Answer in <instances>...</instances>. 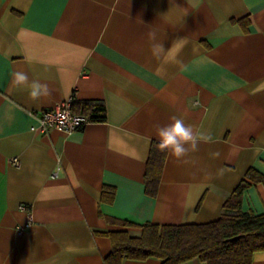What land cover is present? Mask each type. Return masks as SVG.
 <instances>
[{
	"label": "crops",
	"instance_id": "0c3cea01",
	"mask_svg": "<svg viewBox=\"0 0 264 264\" xmlns=\"http://www.w3.org/2000/svg\"><path fill=\"white\" fill-rule=\"evenodd\" d=\"M17 71L51 96L33 101ZM71 93L101 101L106 119L33 130ZM173 116L214 142L187 163L166 150L152 197L150 148ZM249 168L264 175V0H0V264H103L111 241L100 232L216 220ZM241 206L264 213V182L243 190Z\"/></svg>",
	"mask_w": 264,
	"mask_h": 264
},
{
	"label": "trees",
	"instance_id": "16d2710c",
	"mask_svg": "<svg viewBox=\"0 0 264 264\" xmlns=\"http://www.w3.org/2000/svg\"><path fill=\"white\" fill-rule=\"evenodd\" d=\"M246 29V28H245ZM74 112L89 122L106 119L104 104L98 100H78L72 103ZM166 151L153 142L145 171V192L156 196ZM264 182L261 175L249 168L246 177L228 196L221 216L206 223L134 224L120 221L125 229L100 232L110 238L111 252L103 264H121L125 259H161V264H182L199 260L205 264H252L253 255L264 251V213L255 214L242 209L243 190L251 182ZM115 189L103 186L102 201L111 203ZM128 228H138L131 234Z\"/></svg>",
	"mask_w": 264,
	"mask_h": 264
},
{
	"label": "clouds",
	"instance_id": "9594fccd",
	"mask_svg": "<svg viewBox=\"0 0 264 264\" xmlns=\"http://www.w3.org/2000/svg\"><path fill=\"white\" fill-rule=\"evenodd\" d=\"M161 51H163V45L161 43L153 45L155 55H158ZM13 83L16 87H26L29 97L33 101L40 100L43 97H49L52 94V90L46 83H41L36 79L29 81L28 74L23 71L13 73ZM156 134L159 139V149L161 151L167 150L171 152L177 160L185 163L188 162L186 158L190 153L199 150V144L201 142H214L211 133L194 130L193 126L185 124L182 118L176 116L171 117V123L162 126L158 125ZM213 155L218 156L219 153H214Z\"/></svg>",
	"mask_w": 264,
	"mask_h": 264
},
{
	"label": "built area",
	"instance_id": "2783aa9c",
	"mask_svg": "<svg viewBox=\"0 0 264 264\" xmlns=\"http://www.w3.org/2000/svg\"><path fill=\"white\" fill-rule=\"evenodd\" d=\"M75 99L74 93H71L69 97L57 103L55 106L39 111L37 113L38 126L34 127L33 130L48 132L51 129H57L67 133L81 130L89 123V120L86 116L74 112L72 103ZM11 162L14 165L19 164L17 158L11 159ZM21 208L28 212L26 226L30 227L33 222L31 211L27 205H22Z\"/></svg>",
	"mask_w": 264,
	"mask_h": 264
}]
</instances>
